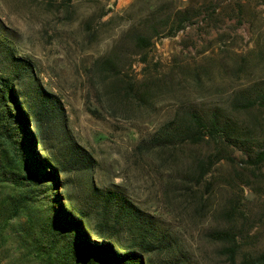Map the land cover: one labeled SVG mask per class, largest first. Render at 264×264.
<instances>
[{"label": "rangeland", "instance_id": "obj_1", "mask_svg": "<svg viewBox=\"0 0 264 264\" xmlns=\"http://www.w3.org/2000/svg\"><path fill=\"white\" fill-rule=\"evenodd\" d=\"M137 36L148 45L138 46ZM0 41L61 110L40 136L29 120L37 154L66 168L56 190L66 210L90 212L92 186L114 189L159 222L165 251L156 264H264V166L227 148L195 186L191 168L214 153L212 144L135 152L184 108L221 109L264 141V111L231 108L238 92L264 81V0H0ZM73 145L89 169L70 170ZM14 192L0 182V264H44L34 248L50 193L7 220ZM230 207L232 219L223 214ZM223 228L236 237L234 262L222 253L227 245L207 237Z\"/></svg>", "mask_w": 264, "mask_h": 264}, {"label": "trees", "instance_id": "obj_2", "mask_svg": "<svg viewBox=\"0 0 264 264\" xmlns=\"http://www.w3.org/2000/svg\"><path fill=\"white\" fill-rule=\"evenodd\" d=\"M135 41L140 47L148 45L144 36H137ZM1 56L5 61L0 67V182L19 193L5 199L7 220L24 212L38 195L49 192L53 204L41 228L44 238L37 239L34 248L44 264H156L153 257L165 251L164 231L152 215L136 207L123 193L92 186L90 212L64 208L56 190L66 168L55 156L48 159L37 154V136L29 120L34 122L40 136L45 123L55 121L61 110L54 97L42 91L29 64L14 57L2 41ZM24 81L30 84L25 92L18 88ZM231 108L232 112L264 111V81L238 92ZM203 143L212 144L214 153L198 159L191 168L189 178L195 186L223 159L227 148L244 150L248 154L246 163L257 169L264 166V141L249 138L236 119L218 108L207 114L190 108L178 110L171 120L142 139L135 152L160 154L179 146ZM66 156L73 167L70 170L91 167L79 147H69ZM234 212L237 211L230 207L223 214L232 219ZM90 232L96 240H92ZM207 237L227 245L222 253L234 262L237 241L230 228L210 231Z\"/></svg>", "mask_w": 264, "mask_h": 264}]
</instances>
